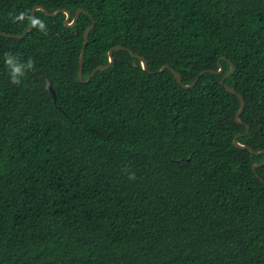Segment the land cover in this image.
I'll use <instances>...</instances> for the list:
<instances>
[{
  "label": "trees",
  "instance_id": "trees-1",
  "mask_svg": "<svg viewBox=\"0 0 264 264\" xmlns=\"http://www.w3.org/2000/svg\"><path fill=\"white\" fill-rule=\"evenodd\" d=\"M0 31V264H264V0H0Z\"/></svg>",
  "mask_w": 264,
  "mask_h": 264
},
{
  "label": "water",
  "instance_id": "water-1",
  "mask_svg": "<svg viewBox=\"0 0 264 264\" xmlns=\"http://www.w3.org/2000/svg\"><path fill=\"white\" fill-rule=\"evenodd\" d=\"M37 8L42 9L46 14L51 15V16H55V15H57L59 12H64V13H65L64 24H65L66 26H69V27H72V26L75 25V23H76V21H77V18H78V15H79V13H80L81 10H82L81 8H78V9L76 10V12H75V14H74L72 20H71L70 22H68L69 17H70V13H69V11H68L67 9L60 8V9H56V10L53 11V12H47V11L44 9L43 6L37 5V6H33V8H32L31 13H32V16H33V17H35L34 11H35V9H37ZM93 24H94V22H92V23L86 28V30H85V32H84V36H83V38H84V39H83V47L81 48V51H80V54H79V70H78V77H79V78L82 77V65H83L84 49H85V45H86V43H87L89 30L93 27ZM32 28H33V26L30 24V25L28 26V28L25 30V33H27V32H28L29 30H31ZM0 34L5 35V36H16V37H22V35L9 34V33H5V32H2V31H0ZM120 48H124V47H123V46H120V45H117V46H114V47L110 48V49L108 50V52H107V54H108V58H109V62H108L107 64H105V65H99V66L95 67V68L92 70V72L90 73V75L88 76V78L86 79V81H88V80L90 79V77L92 76V74L94 73L95 70H97V69H104V68H106V67H109V66L113 63L112 50H113V49H120ZM138 58H139V60H140V64H141L142 68H143L144 70H147V62H146V60H145L143 57H138ZM167 67H169L168 64H164V65L159 69V71H162V70H164V69L167 68ZM170 70H171V72L174 74V76H175L177 82H178L182 87H184V88H189V87L193 86L194 83L196 82L197 78H198V77H196V78H195L191 83H189V84H183L182 81H181V77H180L179 73H178L176 70H174L173 68H170ZM220 70H221V68H219L217 71L219 72ZM233 71H234V66L231 64V65H230V70L225 74L224 77L229 76ZM201 73H202V71H201L199 74H201ZM221 81H222V79H221ZM225 87H226V90L229 91L230 93H236V91H235L232 87H230V86H225ZM49 89H50V91L52 92L53 97L55 98V93L53 92V89L51 88V86H49ZM237 96H238V98H239V100H240V107H239V109L237 110V112H236V114H235V120H236L238 123H242V122L239 120V115L241 114V112H242V110H243V108H244V103H245V102H244L243 97H242L240 94H237ZM233 141H234V145L237 146V147H239V148H247L248 150H250V151H252V152H254V153H256V154H259V153H262V152H263L262 150H259V151H253L249 146L237 142L236 139H234ZM263 164H264V159H263L261 162H259V163H253V164H252V167H253V168H256V167L261 166V165H263Z\"/></svg>",
  "mask_w": 264,
  "mask_h": 264
},
{
  "label": "clouds",
  "instance_id": "clouds-1",
  "mask_svg": "<svg viewBox=\"0 0 264 264\" xmlns=\"http://www.w3.org/2000/svg\"><path fill=\"white\" fill-rule=\"evenodd\" d=\"M30 11V9L26 11H21L18 15L12 16L13 22L24 21L25 19H27L33 27H39L41 31H44L45 34H47L46 25L44 24V22L37 17L31 16L29 14ZM14 57L15 56L11 53H5V63L10 69V82L12 84L19 85L21 83V77L25 75V72L22 71L24 63H21L16 57V62L14 63ZM26 63L30 68H32V70L34 69V62L32 58H29ZM128 178L130 180L135 179V173H130L128 175Z\"/></svg>",
  "mask_w": 264,
  "mask_h": 264
}]
</instances>
